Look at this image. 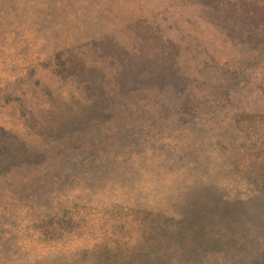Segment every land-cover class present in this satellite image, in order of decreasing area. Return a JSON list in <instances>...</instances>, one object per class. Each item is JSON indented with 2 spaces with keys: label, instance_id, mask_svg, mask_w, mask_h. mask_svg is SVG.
<instances>
[{
  "label": "rangeland",
  "instance_id": "obj_1",
  "mask_svg": "<svg viewBox=\"0 0 264 264\" xmlns=\"http://www.w3.org/2000/svg\"><path fill=\"white\" fill-rule=\"evenodd\" d=\"M0 264H264V0H0Z\"/></svg>",
  "mask_w": 264,
  "mask_h": 264
}]
</instances>
